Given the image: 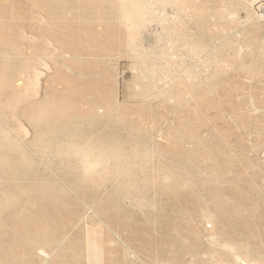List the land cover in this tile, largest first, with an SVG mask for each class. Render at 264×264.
I'll return each instance as SVG.
<instances>
[{"label":"rangeland","instance_id":"obj_1","mask_svg":"<svg viewBox=\"0 0 264 264\" xmlns=\"http://www.w3.org/2000/svg\"><path fill=\"white\" fill-rule=\"evenodd\" d=\"M40 1L0 0L4 47L41 52L42 38L21 39L39 27L33 13L46 17ZM161 1L145 0L154 14L139 47L160 62L165 55L176 76H159L155 90L164 95L147 102L129 98L147 81L117 5L112 22L96 27L107 57L55 53L32 66L13 52L0 56V264L11 256L29 264L11 237L20 212L27 227L38 216L56 241L35 246L31 264H70L74 252L72 264H89L85 240L96 235L99 264H264V0ZM88 89L117 105L112 126L82 123L67 141L74 148L66 144L57 158L52 135L70 115L60 106L83 107ZM81 155L92 169L83 170ZM9 184L46 197L29 206L19 189L11 201Z\"/></svg>","mask_w":264,"mask_h":264},{"label":"bare ground","instance_id":"obj_2","mask_svg":"<svg viewBox=\"0 0 264 264\" xmlns=\"http://www.w3.org/2000/svg\"><path fill=\"white\" fill-rule=\"evenodd\" d=\"M32 2L33 1H31V3ZM116 2H118V3L116 4ZM116 2L114 0H41L39 7L42 9V11L46 15V17H43L38 12L33 13L34 19H35L36 23L39 24L38 25L39 27H36V30H34V31L32 30L30 32L29 37L25 36V35H28V34H26V31H25V35L23 34V37H21V39H23V40H28L27 42H32L35 39V37L37 39L42 38L44 41V47L41 49V52L39 54H36L35 53L36 50L35 51H34V49L32 50L31 49L32 47H30V45L27 47L29 52H25V49L24 50L20 49L19 48L20 46L19 47H11V48L4 47V46H9L8 39L6 37H3L4 35L0 34V56L2 55L3 57L4 56L10 57L11 52H13L14 54H18V55H21L22 57L30 59V61H34L32 66L39 64V62H42V64H43V61H40V59H43L45 61V58H52V56L55 55V53L58 54L59 57H61V56L67 57L68 56L69 58L72 57L73 59L74 58L96 59V58L107 57L109 55L108 54L109 49L105 45L102 44L101 38H100L101 35L96 30V27H98V28H99V26L104 27V25L106 26V24H105L106 22L107 23L112 22V20L114 19V16H115L114 13H116L115 10H116V8H118V7H115L117 5V6H119V9H120V10L119 9H117V10H119L120 12L123 13L121 21L123 22V25H124L123 29L126 32V38H127L126 45H127L129 50L135 52L134 58L136 59L135 61L137 62L139 69L141 70L140 77H141V79H146V81H147V82H145V84L140 83L141 89H140L139 93L135 94L134 96L130 95L129 98H131L132 101H133V99H135L137 101V103L141 104V103L149 101L150 99L156 98V96L160 97L161 95H164L163 94L164 91H161L159 89L155 90L157 80H159V78H161L159 76H161V75L170 76L175 71L172 70V68H171L173 65L171 67H168L167 63L163 62V57L166 58L165 55L162 56L161 62H163V63H161L160 59L157 60L155 57H151L147 53H144L143 52L144 50L143 51L140 50V47H139V40L140 39L139 38H140L141 31L144 28V23H145L146 18L148 16H151L154 14L152 11V8L150 7L151 5L146 3L145 0H119V1L116 0ZM163 2L166 3L167 0H163L160 3H163ZM5 15H6V13H5ZM12 16H14V15H11V17ZM11 17H9V21L11 20ZM70 19H73L76 22H79V24H77L75 26L69 24ZM14 21L12 19V22H14ZM3 24L4 23H2V25ZM109 25L104 29V31L106 33H109L111 31L112 27L110 28ZM103 27H102V29H103ZM10 29L11 28H9V30ZM20 31L23 33L22 26L20 28ZM8 32H10V31H8ZM10 33L13 34L12 30ZM16 33L18 34V32H16ZM43 34H45V36ZM18 35H20V34H18ZM13 36H14V34H13ZM17 40H14V41H17ZM39 41H41V39H39ZM39 41H37V42H39ZM74 42L76 44H74ZM32 44L34 45V42ZM71 44L75 45V47H71ZM141 48H143V47L141 46ZM188 48H187V50H189ZM191 50H192V48H191ZM55 57H53V58H55ZM14 58H15V56H14ZM165 58H164V60H165ZM62 59H64V58H62ZM174 68H175V66L173 67V69ZM178 68H180V66H178L177 69ZM188 71H189V68H186L185 73L188 74L189 73ZM174 75H175V73H174ZM172 77H170V78H172ZM98 83H99V81H98ZM88 94L90 95L91 100H90V102L88 101L89 103L83 104V107H80L77 104L72 103V102H67L68 105H66V107L60 106V108L62 109L63 112L64 111L67 113L69 112L70 115H69V120L59 124L57 126V130L55 129L56 132L52 135V137H54L53 139H56V141L53 145H51V147L54 149V156H56L57 158L59 156H61V157L63 156V154H62L63 150L67 151L66 150L67 149L66 144L68 145V151H69V149L74 148V144L67 142V141H70L69 139L72 136H74V135H71L73 132L78 131V129H81L82 123L90 122L91 124H96L97 121H99V122L104 121L107 124H109V123H110V125L112 124L110 121L112 119V115H113L114 111L116 109H118L117 105H115V103L109 101L103 93L101 94L98 92H90L88 89ZM126 99H128V98H126ZM116 104H118V103H116ZM57 109H59V108H57ZM53 111H54V109H53ZM53 111L49 112V113L54 114ZM55 113H56V111H55ZM118 120H119V118H118ZM72 121H73V123H72ZM53 128H52V130H53L52 132H54ZM114 128H116V127H114ZM103 130L104 131L101 134H104V132H105V134L107 135L108 134L106 131L107 129L106 130L103 129ZM114 130H116V129H114ZM117 131L119 132V130H117ZM109 132H110L109 135H111L112 131H109ZM73 134H75V133H73ZM105 134H104V137L107 138L108 136L106 137ZM113 135L114 134H112L111 136H113ZM105 138H103V139H105ZM3 145H5V144H3ZM88 159H87L86 155H81L80 163L83 165V170H85V171L92 169L94 166L93 164H91L89 162L90 160H88ZM76 161H78V160H76ZM75 164L78 165L77 163H75ZM5 171H4V173H5ZM6 172H8V171H6ZM15 172L16 171H13V174H15ZM34 172L37 174L38 171L37 172L34 171ZM8 173H7V175H8ZM39 174H41V176H44L41 172ZM17 176L20 178L19 175H17ZM31 176H32V173H31ZM8 177H10V176H8ZM14 177L13 178L15 180L16 176L14 175ZM25 177L27 178V176H25ZM36 178H37V176H36ZM20 179H22V176ZM28 179H29V176H28ZM24 180H25V178H24ZM43 180H47V179L43 178ZM16 182H18V179ZM16 182L13 184H16ZM19 182L21 183L22 181H19ZM60 182H62V181H60ZM214 182H215V180L213 181V183ZM18 184L19 183H17V186H18ZM21 184L24 185V183H21ZM11 185L12 184H9L10 190L7 188V185H6V188L9 192L11 191V188H12ZM14 186H16V185H14ZM29 186L30 185H28L27 188H25L23 190L25 195L22 193V188H19V187L17 188V192L19 193V189H21V193H19V194L20 195L23 194L26 197V205L29 204V206H30L34 200H42L46 197L45 195L38 193L39 190H37V189L34 190L33 188H28ZM35 186H37V185H35ZM53 189H54V187H53ZM53 189H51V190H53ZM13 190L16 192L15 189H13ZM36 190L38 192H35ZM45 190H42V191H45ZM51 190H49V191H51ZM14 191H11V192H14ZM54 191L55 190H53V192ZM17 192L14 194V196L12 194V196H13L12 198L17 196V194H18ZM5 193H7V192L5 191ZM42 193H44V192H42ZM6 195H8V194H6ZM46 195L49 197L48 193ZM8 197H9V195H8ZM18 197L11 199V201L12 200L15 201V199H17ZM25 197H24V199H25ZM57 197H58V194H57ZM4 198H2V199H4ZM6 199H7V196H6ZM20 200H23V198ZM11 201L9 200L6 202L8 203ZM24 202H25V200H24ZM50 203H53V202L51 201ZM9 204L12 207L13 203H9ZM14 205H15V202H14ZM15 207H16V209H15ZM19 208L22 209V207H19ZM13 209L17 210V205L14 206ZM19 214H21V215H19ZM19 214L13 216V223L12 224L16 223L18 225L17 226L18 229L16 228L17 231L15 230V232L13 230L14 233H12L11 237H12V239L14 238L16 242L18 241L17 243L19 246L16 245V247L18 246V248H20L19 250L21 251L20 254H21L22 259L26 263L28 262L29 264H31L34 261V255H33L34 251L33 250H34L35 246H37V248L39 245L51 246V245L55 244L56 241L52 238L50 239V231H51L50 226H48L46 223H44L40 218H38V216H37L36 223H33L32 225H30V227H27V226H25L24 221H23L26 219L25 216L27 217V215L23 214L22 212H20ZM30 216H32V215H30ZM30 216H28V217H30ZM1 225L2 224H0V226ZM92 232L87 231V233H92ZM97 237H98L97 235L95 238H90L88 236L85 240V241H87L86 242V250H87L86 254L88 255L86 259H88L89 264H99L100 260L102 261V259H100L102 253H100V251H99L100 243H99V240ZM224 247H226V246H224ZM67 250L66 249L64 250L63 255H65V256L68 255L67 252H65ZM74 254L78 255L76 252H74L73 254L70 253L67 256V258H69V261H72V259H74V261H75ZM99 254H100V256H99ZM14 256H16V255H14ZM18 256H19V254H18ZM12 258H13V256H11V258H10L11 259L10 264L13 263ZM3 259H5V257ZM5 261L3 260V263ZM7 261L8 262L5 264H9L10 260H7ZM74 261L70 262V264H72ZM68 263H66V264H68ZM86 263H87V261H86ZM100 264H102V263H100Z\"/></svg>","mask_w":264,"mask_h":264}]
</instances>
